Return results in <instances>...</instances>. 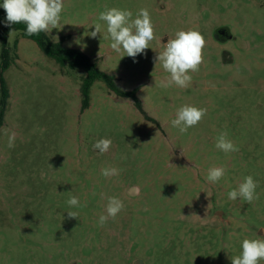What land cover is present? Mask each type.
Wrapping results in <instances>:
<instances>
[{"label":"rangeland","instance_id":"1","mask_svg":"<svg viewBox=\"0 0 264 264\" xmlns=\"http://www.w3.org/2000/svg\"><path fill=\"white\" fill-rule=\"evenodd\" d=\"M63 3L49 38L83 51L122 90L136 89L145 115L102 81L81 111L83 70L61 67L20 32L8 33L17 48L3 73L9 98L0 127V264H231L243 239H264V0ZM113 7L133 18L148 9L155 38L143 54L121 58L103 38L98 16ZM96 22L102 31L92 38ZM220 28L231 39L218 40ZM189 29L206 40L203 63L189 87L161 88L169 74L154 57ZM184 105L207 113L181 134L171 120ZM221 132L238 151L215 147ZM104 138L112 144L100 154L93 145ZM214 166L226 169L217 183L206 179ZM104 168L119 173L106 178ZM248 175L258 182V199L230 200ZM72 196L85 206L70 207ZM108 197L124 208L100 227Z\"/></svg>","mask_w":264,"mask_h":264},{"label":"clouds","instance_id":"2","mask_svg":"<svg viewBox=\"0 0 264 264\" xmlns=\"http://www.w3.org/2000/svg\"><path fill=\"white\" fill-rule=\"evenodd\" d=\"M6 12L5 26L23 23L26 25V35H39L41 32L50 33L52 29L59 28L61 13L64 9L63 0H3L0 4ZM98 21L106 25L104 39H110V48L116 53L135 58L150 48L149 44L154 40V25L146 8H140L135 18L130 10L116 7L106 9L98 16ZM94 31L90 33L92 38L101 34L102 25L99 22L93 24ZM58 42V38H53ZM206 40L198 30H178L174 39L167 40L164 50L154 57L156 64L169 75L162 79L159 87L168 88L176 86L187 88L191 85L192 75L199 71L203 63V48ZM206 108H197L184 105L177 109L175 118L171 120L173 127L179 129L181 134L187 133L190 127L196 126L206 115ZM15 134L9 137L8 146L14 147ZM111 139L104 138L96 141L94 149L104 154L111 147ZM215 147L225 154L238 151V147L228 138L227 132H221L216 138ZM51 165V164H50ZM52 166V165H51ZM224 167H211L206 179L211 183L219 182L225 175ZM116 168H104L101 174L104 177L118 175ZM258 182L251 175L244 178L237 189L228 192V198L236 201L241 198L248 204L258 199L256 188ZM208 195V194H207ZM209 196V195H208ZM70 207L79 208L81 205L76 196L70 197L66 202ZM123 202L116 197H108L106 214L99 216L98 225L103 227L105 223L123 210ZM69 218H78V212L68 211ZM199 217V216H198ZM239 255L231 257V264H260L264 261V239H243Z\"/></svg>","mask_w":264,"mask_h":264},{"label":"trees","instance_id":"3","mask_svg":"<svg viewBox=\"0 0 264 264\" xmlns=\"http://www.w3.org/2000/svg\"><path fill=\"white\" fill-rule=\"evenodd\" d=\"M3 1V0H2ZM6 12L0 7V127L3 124V119L7 107V100L9 98V89L7 87L3 73L10 67L11 49L16 50L17 43L15 42L13 48H10L7 41L8 33L11 31H18L23 38L33 41L40 51L49 59H52L61 67H66L69 70L81 69L84 74L80 79L79 94L81 97V111L89 107L90 88L95 81H102L109 91L115 95L128 98L133 101L135 108L144 114L142 105L136 96V89L131 91L122 90L115 81V77L103 72L98 68L95 61H92L83 51L79 49L67 48L63 46V41L53 42L47 33L41 32L39 35H26V25L23 23L5 26ZM145 115V114H144Z\"/></svg>","mask_w":264,"mask_h":264},{"label":"flooded vegetation","instance_id":"4","mask_svg":"<svg viewBox=\"0 0 264 264\" xmlns=\"http://www.w3.org/2000/svg\"><path fill=\"white\" fill-rule=\"evenodd\" d=\"M220 29L223 31V34H220V33L218 34L217 33ZM220 29H217L216 30V37H217V39L220 40V41L229 40V39H227V37L230 35V33L228 32V30L226 28H220Z\"/></svg>","mask_w":264,"mask_h":264},{"label":"water","instance_id":"5","mask_svg":"<svg viewBox=\"0 0 264 264\" xmlns=\"http://www.w3.org/2000/svg\"><path fill=\"white\" fill-rule=\"evenodd\" d=\"M218 34L220 33V34H223V31L220 29L218 32H217ZM231 38V36L229 35L228 37H227V39H230Z\"/></svg>","mask_w":264,"mask_h":264}]
</instances>
